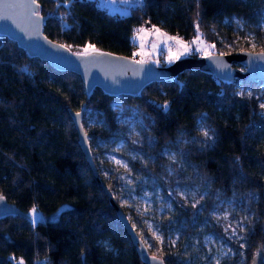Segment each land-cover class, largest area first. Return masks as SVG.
I'll use <instances>...</instances> for the list:
<instances>
[{
	"label": "trees",
	"instance_id": "16d2710c",
	"mask_svg": "<svg viewBox=\"0 0 264 264\" xmlns=\"http://www.w3.org/2000/svg\"><path fill=\"white\" fill-rule=\"evenodd\" d=\"M37 1L47 16L44 33L77 52L92 45L132 57L133 34L144 22L186 40L198 35L211 52L248 48L249 34L261 44L264 35V0H139L125 14L96 0ZM237 83L250 93H237ZM260 83L185 70L136 96H109L95 87L87 97L78 74L28 57L0 35V195L29 215L34 209L47 216L0 219V264H16L20 257L24 264H143L77 143L68 110L82 104L98 178L151 253L165 264L183 261L172 251L159 252L141 215L121 199L128 191L159 186L173 202L170 213L161 214L164 227L186 238L197 222L209 221L208 229L241 250L244 264L258 252L256 263L264 264ZM127 115L140 118L139 135H127L129 122L120 118ZM120 140L134 153L126 155L128 169L103 157ZM196 182L205 195L193 205L176 187ZM219 200H230L246 215L242 246L212 220L209 211Z\"/></svg>",
	"mask_w": 264,
	"mask_h": 264
},
{
	"label": "water",
	"instance_id": "95a60500",
	"mask_svg": "<svg viewBox=\"0 0 264 264\" xmlns=\"http://www.w3.org/2000/svg\"><path fill=\"white\" fill-rule=\"evenodd\" d=\"M46 18L40 12L37 0H0V35L14 41L28 57L39 58L56 70L78 74L87 97L95 87L109 96H136L146 85L154 81L169 80L185 70H199L226 81L233 78L264 81V50L243 48L233 52H208L201 56L177 57L168 64H155L149 60H138L106 50L73 51L44 33ZM84 107L85 104H82L79 109H69L68 115L77 135V143L92 174L102 185L141 262L165 264L162 256L148 250L144 240L114 202L110 191L98 178L88 136L82 125ZM9 215H20L32 222L31 215L0 195V219ZM259 254L260 252L253 256L250 264H257L256 258Z\"/></svg>",
	"mask_w": 264,
	"mask_h": 264
},
{
	"label": "rangeland",
	"instance_id": "374dc122",
	"mask_svg": "<svg viewBox=\"0 0 264 264\" xmlns=\"http://www.w3.org/2000/svg\"><path fill=\"white\" fill-rule=\"evenodd\" d=\"M139 0H96L98 6L106 9L111 13L125 14L129 11V4ZM61 3L67 4L68 0H61ZM247 46L251 50L261 46L264 49V35L260 44L254 36L249 34L246 39ZM133 41L136 43L132 57L139 55L141 59L149 60L155 64H161L164 61L170 63L174 58L183 56H201L206 54L211 44L202 40L198 35L191 41L177 35L169 34L156 26H145L141 24L133 34ZM174 47L169 49V44ZM92 45H87L84 51L92 50ZM237 93H250V87H242L236 84ZM258 103L261 106V113L264 115V83L259 84ZM119 111L117 102L113 103ZM122 120L129 122L127 135H139L141 120L138 116L127 115L120 116ZM172 154V152H169ZM126 155L134 156L133 151L127 149L124 140L118 141L113 149L103 153V157L113 165L121 166L128 169ZM176 192L191 204L200 202L205 195L202 185L197 182L182 187H176ZM159 187L144 186L139 193L133 190L128 191L121 203L130 210L141 215L146 228L151 232L157 241L159 252L165 250L172 251L183 258L179 264H244L241 250L234 248L228 240L217 235L213 230L208 229L209 221L197 222L193 234L188 237H182L181 233L171 227H164L161 224V214L170 213L173 208L171 195ZM59 209L53 212L48 218H55ZM212 220L218 224L222 230L226 231L228 239L234 240L239 246L243 245V233L245 231L246 215L243 211L237 209L230 200H219L214 203L213 208L209 211ZM32 220L44 219L47 216L35 210L31 214ZM146 245L149 243L142 237ZM16 264H24L20 257L14 260Z\"/></svg>",
	"mask_w": 264,
	"mask_h": 264
},
{
	"label": "built area",
	"instance_id": "2783aa9c",
	"mask_svg": "<svg viewBox=\"0 0 264 264\" xmlns=\"http://www.w3.org/2000/svg\"><path fill=\"white\" fill-rule=\"evenodd\" d=\"M145 26H148V23L147 22H144L143 23ZM191 40V39H190ZM192 41V40H191ZM174 47V45L172 44V43H170L169 44V49H172ZM133 58H135V59H138V60H141V57L139 56V55H135V56H133Z\"/></svg>",
	"mask_w": 264,
	"mask_h": 264
},
{
	"label": "crops",
	"instance_id": "0c3cea01",
	"mask_svg": "<svg viewBox=\"0 0 264 264\" xmlns=\"http://www.w3.org/2000/svg\"><path fill=\"white\" fill-rule=\"evenodd\" d=\"M135 46H136V43L134 42Z\"/></svg>",
	"mask_w": 264,
	"mask_h": 264
},
{
	"label": "snow or ice",
	"instance_id": "6c2138e0",
	"mask_svg": "<svg viewBox=\"0 0 264 264\" xmlns=\"http://www.w3.org/2000/svg\"><path fill=\"white\" fill-rule=\"evenodd\" d=\"M33 211H35V210L33 209Z\"/></svg>",
	"mask_w": 264,
	"mask_h": 264
}]
</instances>
